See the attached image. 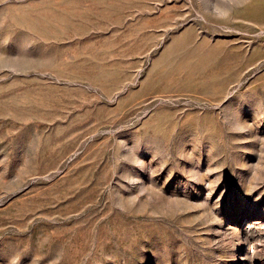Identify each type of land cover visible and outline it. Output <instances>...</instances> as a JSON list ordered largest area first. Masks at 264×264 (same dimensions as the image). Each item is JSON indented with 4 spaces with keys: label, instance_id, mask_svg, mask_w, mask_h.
I'll return each instance as SVG.
<instances>
[{
    "label": "rangeland",
    "instance_id": "obj_1",
    "mask_svg": "<svg viewBox=\"0 0 264 264\" xmlns=\"http://www.w3.org/2000/svg\"><path fill=\"white\" fill-rule=\"evenodd\" d=\"M0 264H264V0H0Z\"/></svg>",
    "mask_w": 264,
    "mask_h": 264
}]
</instances>
